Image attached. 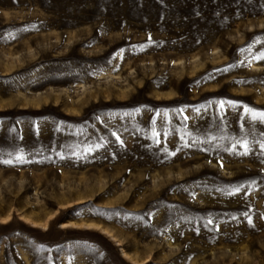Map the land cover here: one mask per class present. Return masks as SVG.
<instances>
[{"label": "rangeland", "instance_id": "374dc122", "mask_svg": "<svg viewBox=\"0 0 264 264\" xmlns=\"http://www.w3.org/2000/svg\"><path fill=\"white\" fill-rule=\"evenodd\" d=\"M0 264H264V0H0Z\"/></svg>", "mask_w": 264, "mask_h": 264}]
</instances>
